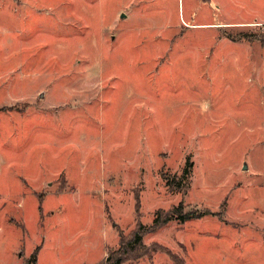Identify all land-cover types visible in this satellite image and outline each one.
Masks as SVG:
<instances>
[{
	"label": "rangeland",
	"instance_id": "obj_1",
	"mask_svg": "<svg viewBox=\"0 0 264 264\" xmlns=\"http://www.w3.org/2000/svg\"><path fill=\"white\" fill-rule=\"evenodd\" d=\"M182 4L0 0V261L264 264V0Z\"/></svg>",
	"mask_w": 264,
	"mask_h": 264
},
{
	"label": "trees",
	"instance_id": "obj_2",
	"mask_svg": "<svg viewBox=\"0 0 264 264\" xmlns=\"http://www.w3.org/2000/svg\"><path fill=\"white\" fill-rule=\"evenodd\" d=\"M260 41H262V43L264 44V38L261 39ZM185 173H186V175L190 173L189 168L186 169ZM201 216H203V214H197V213L195 214V211H192V212L185 211L183 209L182 205H180L177 208H174L173 211L168 213L164 218H162L160 215H158V217L154 220L153 224H154V226L158 227V226L162 225L163 223L170 221V220L179 219L181 221H186V220L192 219L193 217L197 218V217H201ZM141 238H142V236H141L140 231H136L132 241L121 242V243L127 248V250L129 248L136 249L138 246H141V244H142ZM131 249H129V250H131ZM33 260H35V259H33ZM123 263H124V258H122L121 255L117 258V260L114 263H112V258L110 255L107 257L105 264H123Z\"/></svg>",
	"mask_w": 264,
	"mask_h": 264
},
{
	"label": "crops",
	"instance_id": "obj_3",
	"mask_svg": "<svg viewBox=\"0 0 264 264\" xmlns=\"http://www.w3.org/2000/svg\"><path fill=\"white\" fill-rule=\"evenodd\" d=\"M189 1H190V3H192V1L193 0H188V3H189ZM202 2H210L209 0H201ZM181 8H179V10H180ZM182 10H184V0H183V4H182ZM123 14V13H122ZM184 24V26L186 27V25H188V26H190V27H194V26H192V25H194V24H190V23H188V22H183ZM209 24V22H207V23H203V24H201L199 27H195V28H202L203 27V25L204 26H206V25H208ZM226 53V52H225ZM220 54H223V53H220ZM219 54V55H220ZM227 54V53H226ZM66 258V257H65ZM64 259V258H63ZM2 261H0V264H6V263H4V262H2ZM13 263H15V260L13 261V262H11L10 264H13ZM36 263H38L37 261H36ZM35 263V264H36Z\"/></svg>",
	"mask_w": 264,
	"mask_h": 264
},
{
	"label": "water",
	"instance_id": "obj_4",
	"mask_svg": "<svg viewBox=\"0 0 264 264\" xmlns=\"http://www.w3.org/2000/svg\"><path fill=\"white\" fill-rule=\"evenodd\" d=\"M122 15V18H124L125 17V15L124 14H121Z\"/></svg>",
	"mask_w": 264,
	"mask_h": 264
}]
</instances>
